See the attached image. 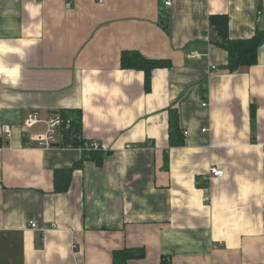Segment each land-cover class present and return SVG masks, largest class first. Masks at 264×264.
<instances>
[{
  "label": "crops",
  "instance_id": "obj_1",
  "mask_svg": "<svg viewBox=\"0 0 264 264\" xmlns=\"http://www.w3.org/2000/svg\"><path fill=\"white\" fill-rule=\"evenodd\" d=\"M163 1L0 0V264H112L127 247L144 256L126 264H264V40L254 65L229 72L209 35L224 14L229 38H250L264 0ZM123 50L171 66L145 91ZM171 107L187 131L178 146ZM71 108L82 137L107 146L100 164L23 137L44 130L25 128L28 114Z\"/></svg>",
  "mask_w": 264,
  "mask_h": 264
},
{
  "label": "trees",
  "instance_id": "obj_2",
  "mask_svg": "<svg viewBox=\"0 0 264 264\" xmlns=\"http://www.w3.org/2000/svg\"><path fill=\"white\" fill-rule=\"evenodd\" d=\"M209 22L211 25L212 40L217 45L223 47L227 51V62L224 69L229 72L248 69L257 61V50L264 40V28L257 29L255 33L246 39H231L228 36V19L224 14L210 15ZM120 67L123 69H137L144 73V89L150 90L151 71L155 68L169 67L171 63L167 59L147 58L137 50H123L120 53ZM204 87L202 86V91ZM61 118L70 119V126L63 128L61 132L60 145L76 147L81 144L73 135L79 134L82 131V115L79 109H60L58 110ZM251 118H254V108L251 106ZM168 139L169 145L178 146L183 144L184 135L179 126V113L176 107L168 109ZM83 158L74 166H79L84 159H93L96 164H100L102 156L108 152H90L81 151ZM73 166V167H74ZM71 169L55 170L54 171V188L56 192H63L67 189L70 180ZM144 256L143 248L127 247L121 250H116L112 253V264H126L127 260L140 258ZM163 258L162 264H169Z\"/></svg>",
  "mask_w": 264,
  "mask_h": 264
},
{
  "label": "built area",
  "instance_id": "obj_3",
  "mask_svg": "<svg viewBox=\"0 0 264 264\" xmlns=\"http://www.w3.org/2000/svg\"><path fill=\"white\" fill-rule=\"evenodd\" d=\"M68 5V4H67ZM163 6L168 7L170 6V0H164ZM214 68V66H212ZM205 89V86H203ZM202 106H207V99H203ZM43 123L44 124V130L42 132H35L32 135L28 136L27 134L23 133V137L26 139H31L35 143H37L38 146L48 149L54 146V144L60 145L61 142V132L60 130L63 128H68L70 126V119H63L59 116V113L57 114H51L45 119H41L37 113H31L28 114L27 117L24 120V126L25 128L33 127L36 124ZM2 130L5 133L7 137L10 136V129L9 126L4 125L2 126ZM202 132L206 131V128H202ZM187 134V131H183V135L185 136ZM77 140L81 141V144L74 147L79 150H86V151H92V152H108L107 146L104 144L96 141V140H85L82 137V134H76L73 135ZM63 146V145H60ZM131 147V146H127ZM262 155L264 156V150L262 152ZM207 175L210 178H219L223 176V170L216 167V166H210ZM206 200V198H204ZM29 225L32 228L36 227V224L34 221H29ZM55 226V224H53Z\"/></svg>",
  "mask_w": 264,
  "mask_h": 264
},
{
  "label": "water",
  "instance_id": "obj_4",
  "mask_svg": "<svg viewBox=\"0 0 264 264\" xmlns=\"http://www.w3.org/2000/svg\"><path fill=\"white\" fill-rule=\"evenodd\" d=\"M53 114H57L58 112L57 111H51ZM54 146H58V144H54Z\"/></svg>",
  "mask_w": 264,
  "mask_h": 264
}]
</instances>
